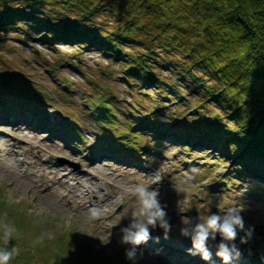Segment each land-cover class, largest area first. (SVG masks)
Segmentation results:
<instances>
[{
	"label": "rangeland",
	"instance_id": "374dc122",
	"mask_svg": "<svg viewBox=\"0 0 264 264\" xmlns=\"http://www.w3.org/2000/svg\"><path fill=\"white\" fill-rule=\"evenodd\" d=\"M28 34L0 33V74L11 79L20 75L19 80L34 88L31 100L37 106L33 114L28 105L3 100L2 92L12 94V88L0 89V217L20 220L21 231L28 238L49 242L54 251L48 249V261L60 252L75 256L76 264H110L104 261L112 259L116 264H132L125 257L130 246L120 239L131 212L139 207L133 194L138 185L159 192L171 230L166 234L159 226L152 229L151 239L136 249L135 264H193L186 255L175 252L193 247L181 229L194 227L210 214L224 215L229 207L241 209L244 231L240 237L245 238L249 226L254 228L255 239L264 242V209L258 203L264 197L248 190L257 185L261 194L262 182L250 176L229 188L223 183L209 188L229 160L210 147L172 145L169 135L159 146L155 139L145 137L144 152L137 155L131 156L126 144L118 156L112 155L111 147L102 144H108L119 129L101 131L91 119L104 84L112 87L109 104L115 105L113 112L121 125H126L127 118L132 122L140 118L127 111L126 105L140 104L147 110L149 100L135 93L128 95L127 83L117 77V67L93 47L42 44L40 33L29 30ZM10 103L15 108L8 114L2 107ZM162 118L160 126H168ZM125 154L129 159H124ZM155 176L157 183H153ZM81 187L92 189L93 194L86 196ZM190 220L194 221L189 226ZM1 221L2 230L12 231L11 219ZM240 237L234 243L246 256L247 244ZM196 257L194 264H204L200 255ZM212 257L218 258L216 254ZM33 260L34 264L40 262L37 256Z\"/></svg>",
	"mask_w": 264,
	"mask_h": 264
},
{
	"label": "trees",
	"instance_id": "16d2710c",
	"mask_svg": "<svg viewBox=\"0 0 264 264\" xmlns=\"http://www.w3.org/2000/svg\"><path fill=\"white\" fill-rule=\"evenodd\" d=\"M29 30L40 33L42 44L93 47L117 67L128 95L149 100L147 110L126 105L142 117L141 126L130 118L121 125L109 104L112 87L104 84L93 119L101 131L119 129L108 144L115 155L126 144L134 156L152 137L148 132L168 130L174 140L217 148L231 161L218 181L251 176L264 183V0H0V33L30 35ZM5 76L0 74V89L14 91L2 92L3 100L28 105L36 114L34 88L20 75ZM161 117L167 127L160 126ZM153 137L159 145L165 136ZM256 189L250 192L257 195ZM258 203L264 209V201ZM0 218L12 223L10 232L0 225V249L13 252L8 264H34L35 256L38 264H76L75 256L60 252L48 261L49 242L28 238L16 218Z\"/></svg>",
	"mask_w": 264,
	"mask_h": 264
},
{
	"label": "clouds",
	"instance_id": "9594fccd",
	"mask_svg": "<svg viewBox=\"0 0 264 264\" xmlns=\"http://www.w3.org/2000/svg\"><path fill=\"white\" fill-rule=\"evenodd\" d=\"M158 180L159 178L154 179L153 183H157ZM133 194L139 207L131 212L129 224L121 229L120 243L130 246L125 250V257L135 264L136 249L151 239V230L159 226L167 234L171 230V225L167 218L166 205L161 203L157 190L138 185ZM240 212V208L229 207L224 215L212 214L194 227L182 228L181 234L190 237L192 242L190 254L200 255L203 260L210 261L212 254L208 241L215 240L219 235L221 242L216 245V255L221 258L223 264H231L233 257L240 255L234 243L238 230L244 231V220ZM246 236L250 237L251 231L246 232ZM8 239L10 234L5 236L6 242ZM245 242L246 239L241 237V243ZM12 255V251L0 249V264H8Z\"/></svg>",
	"mask_w": 264,
	"mask_h": 264
},
{
	"label": "bare ground",
	"instance_id": "6f19581e",
	"mask_svg": "<svg viewBox=\"0 0 264 264\" xmlns=\"http://www.w3.org/2000/svg\"><path fill=\"white\" fill-rule=\"evenodd\" d=\"M81 189H82L81 191L86 193V196L93 194V191L90 188L88 189V188H85V187H81ZM65 197H69V195L67 194ZM60 198H63V196H61ZM78 200H81V198H79ZM77 202H79V201H77Z\"/></svg>",
	"mask_w": 264,
	"mask_h": 264
}]
</instances>
